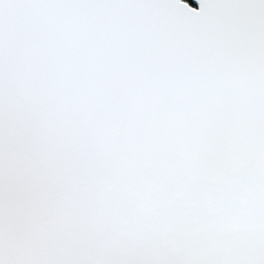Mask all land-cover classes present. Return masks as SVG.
I'll use <instances>...</instances> for the list:
<instances>
[{"label": "snow or ice", "instance_id": "6c2138e0", "mask_svg": "<svg viewBox=\"0 0 264 264\" xmlns=\"http://www.w3.org/2000/svg\"><path fill=\"white\" fill-rule=\"evenodd\" d=\"M0 264H264V0H0Z\"/></svg>", "mask_w": 264, "mask_h": 264}]
</instances>
